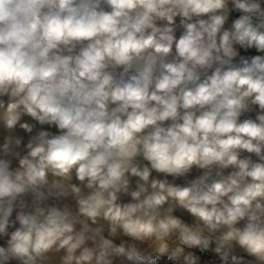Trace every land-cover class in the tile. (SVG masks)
<instances>
[{
  "label": "clouds",
  "instance_id": "1",
  "mask_svg": "<svg viewBox=\"0 0 264 264\" xmlns=\"http://www.w3.org/2000/svg\"><path fill=\"white\" fill-rule=\"evenodd\" d=\"M0 264H264V0H0Z\"/></svg>",
  "mask_w": 264,
  "mask_h": 264
}]
</instances>
